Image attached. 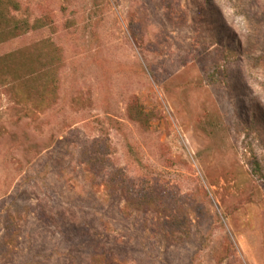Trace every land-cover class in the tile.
<instances>
[{
	"label": "rangeland",
	"instance_id": "1",
	"mask_svg": "<svg viewBox=\"0 0 264 264\" xmlns=\"http://www.w3.org/2000/svg\"><path fill=\"white\" fill-rule=\"evenodd\" d=\"M15 1L0 264H264V0Z\"/></svg>",
	"mask_w": 264,
	"mask_h": 264
},
{
	"label": "trees",
	"instance_id": "2",
	"mask_svg": "<svg viewBox=\"0 0 264 264\" xmlns=\"http://www.w3.org/2000/svg\"><path fill=\"white\" fill-rule=\"evenodd\" d=\"M16 10L17 3L15 0H0V43L6 40H12L13 38L17 37L19 34L18 32H20V24L15 18L9 15V11L11 12ZM11 56L12 55L9 54L0 58V64L8 63ZM5 77L6 75L4 77L1 76L2 81H4ZM44 80L43 88L46 90L48 86L51 85L52 81H50V76L48 74L44 76ZM42 97H44V94ZM40 104H43V100H40L37 106H40ZM129 116L133 121L139 123L143 127H147L149 121L154 119L153 115L143 112L140 107L137 106V104H134L129 108ZM126 194L125 202L127 206H135L137 208L140 206L150 207L157 201L156 198L148 192L140 193L137 191L135 192L134 190H129L128 188ZM187 220V217L184 215L182 220H180L178 223L172 224L171 227H174L178 230L185 229L187 226Z\"/></svg>",
	"mask_w": 264,
	"mask_h": 264
}]
</instances>
